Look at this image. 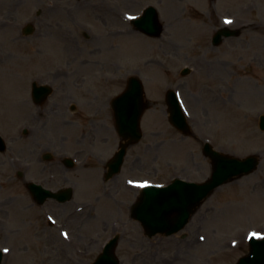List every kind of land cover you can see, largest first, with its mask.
I'll return each mask as SVG.
<instances>
[{"label": "rangeland", "instance_id": "obj_1", "mask_svg": "<svg viewBox=\"0 0 264 264\" xmlns=\"http://www.w3.org/2000/svg\"><path fill=\"white\" fill-rule=\"evenodd\" d=\"M41 1L44 10L53 4ZM37 5V0H0V14L7 11L14 19L12 34L27 21L37 31ZM119 5L127 15L154 6L163 27L159 38L133 31L117 42L123 49V89L126 77L133 75L144 86L148 106L141 119L143 138L129 149L116 178L91 182L87 192L86 183L80 184L67 207L74 211L86 201L75 214L74 239L101 242L113 233L110 222L120 219L116 256L121 264H236L248 252L249 234L264 235V134L255 127L264 113V0H121ZM223 26L238 35L213 48L211 38ZM184 67L191 70L186 77L180 75ZM6 69L5 79L0 78V106L9 113L11 129L18 122L22 86L18 62L11 60ZM168 89L177 92L193 137H183L168 123ZM204 140L230 156L258 154L260 166L216 189L180 233L147 237L129 217L139 184L166 185L174 178L205 181L211 167L201 153ZM89 213L97 219L87 225L83 219ZM23 236L26 245L18 246L15 238L0 233V248L10 249L3 264H89L99 251L79 244L51 252L32 237V230Z\"/></svg>", "mask_w": 264, "mask_h": 264}, {"label": "flooded vegetation", "instance_id": "obj_2", "mask_svg": "<svg viewBox=\"0 0 264 264\" xmlns=\"http://www.w3.org/2000/svg\"><path fill=\"white\" fill-rule=\"evenodd\" d=\"M120 2L51 0L44 10L37 0L38 29L32 39L23 35V27L12 34L13 17L0 14V78L5 79L11 60L17 61L22 86L13 128L6 107L0 106V233L15 238L18 246L26 245L23 235L29 229L51 252L79 244L100 251L107 241L76 243L75 214L80 212L53 198L40 203L30 186L56 194L71 188L74 196L81 183L87 192L91 182H107L108 162L123 143L111 105L124 90L123 49L117 42L134 31ZM41 86L50 90L46 98L36 93ZM96 219L89 213L83 220L88 225ZM120 221L110 222L113 235Z\"/></svg>", "mask_w": 264, "mask_h": 264}, {"label": "water", "instance_id": "obj_3", "mask_svg": "<svg viewBox=\"0 0 264 264\" xmlns=\"http://www.w3.org/2000/svg\"><path fill=\"white\" fill-rule=\"evenodd\" d=\"M134 24L140 32L150 37H158L162 32L156 10L153 7H148L144 15L135 20ZM235 34L221 31L215 35L214 44L220 42L221 36L229 37ZM186 73L187 70L182 72V74ZM116 104L118 105L116 121L119 135L137 143L142 137L139 120L145 109L143 87L138 78L129 79L126 92ZM166 104L169 122L182 133L188 134L189 127L173 91L166 93ZM260 128L264 130V116L260 118ZM205 153L212 159V174L205 183L193 184L176 179L167 187L151 186L141 191L139 201L132 208V215L142 224L149 237L158 233L166 236L177 233L214 189L252 172L258 165L256 156L243 160L230 158L212 151L209 146L205 147ZM124 155L123 148L116 155L112 165L116 170L122 164ZM248 243V254L239 259L237 264H264V238L257 240L251 236ZM115 244L116 239L105 247L103 253L93 264H119L114 256ZM1 260L2 253L0 252V264Z\"/></svg>", "mask_w": 264, "mask_h": 264}, {"label": "snow or ice", "instance_id": "obj_4", "mask_svg": "<svg viewBox=\"0 0 264 264\" xmlns=\"http://www.w3.org/2000/svg\"><path fill=\"white\" fill-rule=\"evenodd\" d=\"M225 23H231V21L226 20ZM144 186H146V185H140V187H144ZM5 251H7V250H5Z\"/></svg>", "mask_w": 264, "mask_h": 264}]
</instances>
